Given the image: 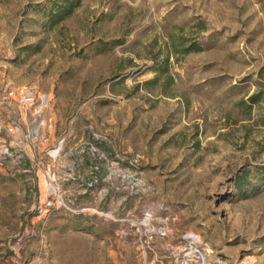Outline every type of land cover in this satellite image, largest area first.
<instances>
[{"label": "rangeland", "instance_id": "obj_1", "mask_svg": "<svg viewBox=\"0 0 264 264\" xmlns=\"http://www.w3.org/2000/svg\"><path fill=\"white\" fill-rule=\"evenodd\" d=\"M0 264H264V0H0Z\"/></svg>", "mask_w": 264, "mask_h": 264}, {"label": "built area", "instance_id": "obj_2", "mask_svg": "<svg viewBox=\"0 0 264 264\" xmlns=\"http://www.w3.org/2000/svg\"><path fill=\"white\" fill-rule=\"evenodd\" d=\"M21 102L25 105H33L36 104L41 108V107H45L46 103H47V97L45 95H37L34 96L31 92H27L29 90L27 89H21ZM13 92L9 93V96H12ZM189 240H192L189 237ZM190 254L195 256H201V253L199 250L193 248L190 250Z\"/></svg>", "mask_w": 264, "mask_h": 264}, {"label": "trees", "instance_id": "obj_3", "mask_svg": "<svg viewBox=\"0 0 264 264\" xmlns=\"http://www.w3.org/2000/svg\"><path fill=\"white\" fill-rule=\"evenodd\" d=\"M71 12H72V5H70L69 3L65 6L58 7L53 18L56 19L57 21H60L64 19L66 16H68ZM251 101L254 102V99L252 98Z\"/></svg>", "mask_w": 264, "mask_h": 264}]
</instances>
